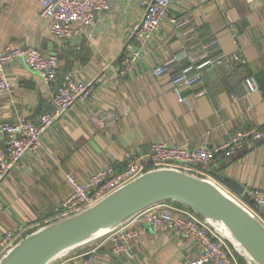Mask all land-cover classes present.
Wrapping results in <instances>:
<instances>
[{"label":"crops","instance_id":"1","mask_svg":"<svg viewBox=\"0 0 264 264\" xmlns=\"http://www.w3.org/2000/svg\"><path fill=\"white\" fill-rule=\"evenodd\" d=\"M41 12L38 0H0V49L35 46L60 59L58 78L50 84L22 59L6 66L13 86L11 92L0 93L2 120L37 119L51 111L53 92L67 74L84 82L96 80V88L88 101H78L62 114L42 136L39 149L28 152L0 184V238L9 229L50 219L71 192L67 173L85 181L109 164L124 167L155 142L213 146L250 129L261 130L262 141L214 162L208 174L264 220L261 207L225 182L234 180L247 191L264 190V0H173L150 40L129 39L143 14L138 0L114 2L69 42L53 36ZM184 17L195 31V40L187 45L172 22ZM212 43L211 56L225 53L229 60L202 69L201 81L185 90L192 100L190 108L173 90L172 76ZM133 52L138 53L135 66L122 74V63ZM170 58H175L171 72L154 75V67ZM252 76L259 90L248 94L245 80ZM93 114L112 119L102 127L92 120ZM137 227L140 237L127 251L116 253L117 242L105 235L50 264L70 263L84 254L94 255L93 264H189L201 254L197 245L184 243L173 230ZM235 247V252L246 254Z\"/></svg>","mask_w":264,"mask_h":264},{"label":"built area","instance_id":"2","mask_svg":"<svg viewBox=\"0 0 264 264\" xmlns=\"http://www.w3.org/2000/svg\"><path fill=\"white\" fill-rule=\"evenodd\" d=\"M42 16L51 23L53 36L62 42H69L84 28L93 26L97 14L110 8L119 0H38ZM142 8V18L136 24L129 39L150 40L160 29L167 17L173 0H138ZM178 29V36L184 44L195 40L194 28L189 26L186 17L173 19ZM82 24V27H77ZM189 26V27H188ZM215 43H212L199 56L192 57L181 72L172 76V86L179 98L192 108L191 97L185 90L194 88L202 79V69L209 64L228 61L225 53L211 56ZM138 53L128 55L122 63L121 73L133 70ZM16 59H22L31 69L38 71L44 82L50 84L57 80L60 59L55 54H45L35 46H23L9 50L0 49V93L12 91L13 83L5 75L6 66ZM175 58L166 60L154 67L156 76L169 74ZM247 93L259 90L255 77L245 80ZM96 88V80L80 81L73 73L67 74L53 92V109L42 113L37 119L20 118L15 122L2 120L0 107V184L8 174L18 166L28 152H36L46 130L67 112L76 102L88 101ZM112 119L111 115L99 117L92 115V120L104 127ZM263 132L250 129L240 132L230 140L219 145H171L167 142H155L149 150L130 157L124 167L109 164L94 172L87 180H80L75 174L67 173L66 182L71 187L70 194L54 208L50 219L42 224L19 226L7 230L0 238V256L6 254L24 237L49 223L79 213L103 200L120 187L155 168H176L201 177L210 178V166L220 160L231 158L247 144L261 139ZM251 199L264 209V190H248ZM264 221V220H263ZM148 224L153 231L173 230L181 236L184 243L197 245L201 254L189 264H242L237 254L227 243L223 234L210 222L190 208L179 207L170 202L153 205L131 217L124 224L113 230L110 235L116 243L114 251H127L131 242L140 237L137 226ZM65 261L63 264H93L94 255L84 254Z\"/></svg>","mask_w":264,"mask_h":264},{"label":"water","instance_id":"3","mask_svg":"<svg viewBox=\"0 0 264 264\" xmlns=\"http://www.w3.org/2000/svg\"><path fill=\"white\" fill-rule=\"evenodd\" d=\"M225 182L246 200L253 201L242 184L227 179ZM172 201L189 207L222 234L210 217L225 221L252 259L236 250L253 264H264L263 221L212 179L176 168L151 169L97 204L42 226L2 255L0 264H50L74 248L108 235L141 211Z\"/></svg>","mask_w":264,"mask_h":264},{"label":"bare ground","instance_id":"4","mask_svg":"<svg viewBox=\"0 0 264 264\" xmlns=\"http://www.w3.org/2000/svg\"><path fill=\"white\" fill-rule=\"evenodd\" d=\"M210 220L214 224H216L217 226H219V228L221 229V231L223 232V234L226 237H228L234 243L235 246H237L238 248L242 249L245 252L244 248L240 245L239 241H237V239L233 236L232 232L230 231L229 226L226 224L225 221H223L221 219L213 218V217H210ZM248 256L250 257V255H248Z\"/></svg>","mask_w":264,"mask_h":264},{"label":"rangeland","instance_id":"5","mask_svg":"<svg viewBox=\"0 0 264 264\" xmlns=\"http://www.w3.org/2000/svg\"><path fill=\"white\" fill-rule=\"evenodd\" d=\"M173 202V201H172ZM225 236V235H224ZM225 239H226V241H227V243L231 246V248L233 249V251L235 252V247H233L232 246V244H231V242L227 239V237L225 236ZM237 252V251H236ZM235 252V253H236ZM237 254V253H236ZM237 255H240V256H242L239 252H238V254ZM243 257V256H242ZM244 258V257H243ZM244 262H243V264H253L252 262H250V261H248L247 259H245L244 258Z\"/></svg>","mask_w":264,"mask_h":264},{"label":"trees","instance_id":"6","mask_svg":"<svg viewBox=\"0 0 264 264\" xmlns=\"http://www.w3.org/2000/svg\"><path fill=\"white\" fill-rule=\"evenodd\" d=\"M179 73V72H178ZM177 203H179V202H177ZM238 256V258H239V260L243 263L245 260H244V258L242 257V256H240V255H237Z\"/></svg>","mask_w":264,"mask_h":264}]
</instances>
